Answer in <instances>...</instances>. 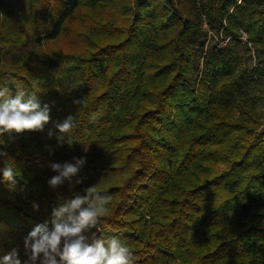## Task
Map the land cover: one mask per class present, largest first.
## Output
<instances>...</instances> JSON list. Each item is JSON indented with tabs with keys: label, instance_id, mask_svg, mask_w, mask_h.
Here are the masks:
<instances>
[{
	"label": "trees",
	"instance_id": "obj_1",
	"mask_svg": "<svg viewBox=\"0 0 264 264\" xmlns=\"http://www.w3.org/2000/svg\"><path fill=\"white\" fill-rule=\"evenodd\" d=\"M3 87L50 121L0 135L17 172H0V258L26 259L27 233L95 185L111 201L89 240L118 237L134 264H264V0H0ZM81 156L82 183L48 186Z\"/></svg>",
	"mask_w": 264,
	"mask_h": 264
},
{
	"label": "clouds",
	"instance_id": "obj_2",
	"mask_svg": "<svg viewBox=\"0 0 264 264\" xmlns=\"http://www.w3.org/2000/svg\"><path fill=\"white\" fill-rule=\"evenodd\" d=\"M74 104L83 105L84 99L73 100ZM95 119V116H93ZM50 121V110L47 104L43 107L35 92L27 94L18 90L12 95L7 87L0 88V135L3 133H24L43 131ZM76 120L68 115L62 122L56 124L60 135L71 137L76 128ZM49 137L53 134L50 131ZM71 143V140H69ZM0 156H7L0 151ZM86 157H73L71 161L53 163L51 169L57 173L47 184L53 190L68 182L70 187L83 181L77 176L86 164ZM5 181H13L16 170L7 163L0 169ZM84 195L75 193L52 210V218L35 225L23 239L26 259H21L19 250L13 248L0 258V264H134V254L130 248L121 243L118 237L89 240V233L100 222V218L108 215L107 207L110 196L101 195L95 185L83 189ZM34 211H39V205L32 204ZM51 225V227L49 226Z\"/></svg>",
	"mask_w": 264,
	"mask_h": 264
},
{
	"label": "rangeland",
	"instance_id": "obj_3",
	"mask_svg": "<svg viewBox=\"0 0 264 264\" xmlns=\"http://www.w3.org/2000/svg\"><path fill=\"white\" fill-rule=\"evenodd\" d=\"M242 43L244 44V38L242 39ZM240 55H241V66H240V70H246L248 72L249 75H254L255 76V64H254V55H253V50L250 51L249 54L244 53V49L242 48L240 50ZM256 79V78H254ZM256 89V86L252 85L251 89Z\"/></svg>",
	"mask_w": 264,
	"mask_h": 264
}]
</instances>
